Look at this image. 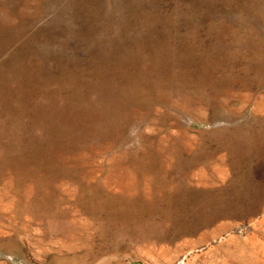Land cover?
Returning a JSON list of instances; mask_svg holds the SVG:
<instances>
[{"label": "rangeland", "instance_id": "1", "mask_svg": "<svg viewBox=\"0 0 264 264\" xmlns=\"http://www.w3.org/2000/svg\"><path fill=\"white\" fill-rule=\"evenodd\" d=\"M0 264H264V0H0Z\"/></svg>", "mask_w": 264, "mask_h": 264}]
</instances>
